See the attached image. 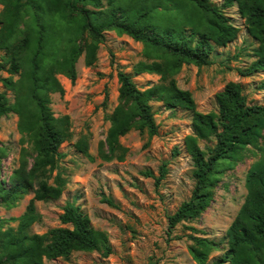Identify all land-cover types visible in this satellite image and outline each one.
Returning <instances> with one entry per match:
<instances>
[{
    "label": "trees",
    "instance_id": "1",
    "mask_svg": "<svg viewBox=\"0 0 264 264\" xmlns=\"http://www.w3.org/2000/svg\"><path fill=\"white\" fill-rule=\"evenodd\" d=\"M0 5V72L7 73L0 75V117L16 114L22 142L30 143V147H21L18 166L10 176L0 178V205L14 208L32 193L22 214L0 217V264H46L77 251H99L103 256L112 252L107 234L94 229L74 202L63 205L60 226L41 234L29 232L40 219L35 201L58 199L65 185L59 173L49 182L64 157L59 148L70 137L68 115L56 117L51 109L50 95L64 93L57 76L74 82L78 58L83 55L85 65L92 66L104 32L109 30L141 42L147 60L138 61L132 73L116 64L119 103L107 116L110 125L103 158L122 160L127 149L119 138L132 129L149 138L157 134L151 101L191 111L192 133L185 135L183 144L193 163L194 186L190 197L167 216L171 231L205 211L226 170L258 153L245 175L244 202L226 230L227 247L221 240L189 234L188 251L196 264H207L213 251L223 249L210 264H264V143H260L264 103H248L241 84L229 81L215 94L216 111L200 112L191 92L179 88L175 80L183 64L209 65L214 46L225 47L237 38L239 28L224 11L232 6L244 19L247 33L258 42L257 59L236 70L242 76L264 71V0H222L219 6L211 0H107L106 6L103 0H0ZM180 8L194 16H185L176 27L149 19L155 10L178 13ZM141 73L157 74L160 82L140 89L133 75ZM6 91L13 93V101ZM200 140L213 144L201 147ZM75 147L88 154L85 138ZM4 155L0 142V170ZM166 172L162 164L159 176L150 171L143 174L154 177L158 185ZM103 201L113 205L110 198L103 197ZM10 221H16V226L9 225Z\"/></svg>",
    "mask_w": 264,
    "mask_h": 264
},
{
    "label": "rangeland",
    "instance_id": "2",
    "mask_svg": "<svg viewBox=\"0 0 264 264\" xmlns=\"http://www.w3.org/2000/svg\"><path fill=\"white\" fill-rule=\"evenodd\" d=\"M211 1L218 6L222 3V0ZM106 4L107 0H103V5ZM181 8L178 13L155 10L149 19L160 26L176 27L185 16H194L187 11L182 13ZM224 11L230 22L239 28L237 38L225 47L214 46L211 64H183L175 75L179 88L190 91L197 110L204 113L216 111L215 94L229 81L241 84L248 103H264V71L242 76L236 70L248 67L257 59L258 42L247 33L236 6ZM104 35L92 66L85 65L83 55L78 58L74 82L63 75L57 76L64 93L50 95L51 109L56 117L68 115L70 137L59 148L64 157L59 160L49 182L52 183L53 176L59 173L65 185L58 199L35 201L40 219L29 227V232L41 234L60 226L63 205L74 202L89 217L94 229L107 234L112 252L103 256L99 251H77L68 258L47 260L46 264H196L188 251L191 244L188 235L221 240L224 249L227 247L226 230L244 202L245 175L258 153L247 155L224 172L214 189L212 201L198 218L183 221L169 231L167 216L190 197L194 186L193 163L183 144L185 135L192 133V113L151 101L157 134L149 138L146 133L132 129L119 138L120 144L127 149L124 158L104 159L102 153L107 152L104 141L110 125L107 116L119 103L116 64L132 73L138 61L147 60L141 42L114 30L105 31ZM0 75L7 73L2 71ZM133 80L140 89L160 82L159 75L150 73L133 75ZM0 89L3 90L1 84ZM6 94L13 101V93L6 91ZM17 120L14 113L0 117V142L5 148L0 178L5 180L18 166L21 147H30L26 140L22 142ZM80 138L87 140L88 154L75 147ZM260 143H264V137ZM206 144H213V141H199L201 147ZM162 164L167 172L156 185L154 177L143 173L150 171L157 177ZM31 197L32 193L25 195L11 209L0 205V217H18ZM103 197L110 198L113 205L104 202ZM8 224L16 226L17 222ZM189 226L197 232L188 229ZM224 249L213 251L207 264Z\"/></svg>",
    "mask_w": 264,
    "mask_h": 264
}]
</instances>
